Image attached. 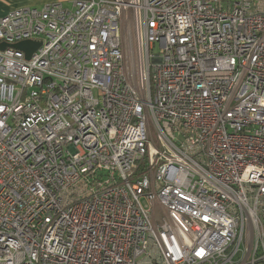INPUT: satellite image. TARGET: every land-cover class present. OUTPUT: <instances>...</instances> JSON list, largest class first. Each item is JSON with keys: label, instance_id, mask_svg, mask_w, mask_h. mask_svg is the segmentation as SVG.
Segmentation results:
<instances>
[{"label": "built area", "instance_id": "obj_1", "mask_svg": "<svg viewBox=\"0 0 264 264\" xmlns=\"http://www.w3.org/2000/svg\"><path fill=\"white\" fill-rule=\"evenodd\" d=\"M1 44L0 264H264V0L51 3Z\"/></svg>", "mask_w": 264, "mask_h": 264}, {"label": "crops", "instance_id": "obj_2", "mask_svg": "<svg viewBox=\"0 0 264 264\" xmlns=\"http://www.w3.org/2000/svg\"><path fill=\"white\" fill-rule=\"evenodd\" d=\"M72 0H0V18L5 16L10 11L22 8L40 9L43 6L51 3H59L62 6L71 4ZM223 7H228L233 3V0H218Z\"/></svg>", "mask_w": 264, "mask_h": 264}, {"label": "rangeland", "instance_id": "obj_3", "mask_svg": "<svg viewBox=\"0 0 264 264\" xmlns=\"http://www.w3.org/2000/svg\"><path fill=\"white\" fill-rule=\"evenodd\" d=\"M63 7L71 8V4H66ZM120 41L125 54V61L127 63L133 62L132 52H136L137 37L135 35V28L130 27L129 23L125 22V15L123 16L122 29L120 31Z\"/></svg>", "mask_w": 264, "mask_h": 264}, {"label": "water", "instance_id": "obj_4", "mask_svg": "<svg viewBox=\"0 0 264 264\" xmlns=\"http://www.w3.org/2000/svg\"><path fill=\"white\" fill-rule=\"evenodd\" d=\"M40 42H33V41H24L20 42L14 45H11V48H14L20 52H23L25 55V58L28 60L31 55L38 49L40 46ZM5 48L4 44L0 45V49Z\"/></svg>", "mask_w": 264, "mask_h": 264}]
</instances>
